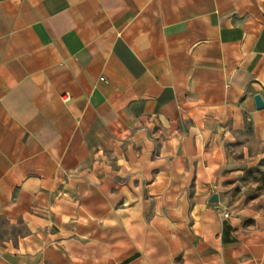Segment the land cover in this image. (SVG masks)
<instances>
[{"label": "crops", "instance_id": "obj_1", "mask_svg": "<svg viewBox=\"0 0 264 264\" xmlns=\"http://www.w3.org/2000/svg\"><path fill=\"white\" fill-rule=\"evenodd\" d=\"M255 95L264 0H0V264H264Z\"/></svg>", "mask_w": 264, "mask_h": 264}, {"label": "rangeland", "instance_id": "obj_2", "mask_svg": "<svg viewBox=\"0 0 264 264\" xmlns=\"http://www.w3.org/2000/svg\"><path fill=\"white\" fill-rule=\"evenodd\" d=\"M235 182L230 200L233 208H239L245 216L264 217V148Z\"/></svg>", "mask_w": 264, "mask_h": 264}, {"label": "water", "instance_id": "obj_3", "mask_svg": "<svg viewBox=\"0 0 264 264\" xmlns=\"http://www.w3.org/2000/svg\"><path fill=\"white\" fill-rule=\"evenodd\" d=\"M254 102H255L256 108L258 109L264 108V102H262V99L259 95L254 96ZM216 201H217V196L212 195L210 198V202H216Z\"/></svg>", "mask_w": 264, "mask_h": 264}, {"label": "built area", "instance_id": "obj_4", "mask_svg": "<svg viewBox=\"0 0 264 264\" xmlns=\"http://www.w3.org/2000/svg\"><path fill=\"white\" fill-rule=\"evenodd\" d=\"M228 216H229V212L226 211V210H224V211L222 212V218L226 219V218H228Z\"/></svg>", "mask_w": 264, "mask_h": 264}]
</instances>
